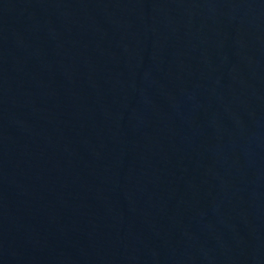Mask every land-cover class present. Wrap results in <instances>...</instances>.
Masks as SVG:
<instances>
[{
	"label": "water",
	"instance_id": "obj_1",
	"mask_svg": "<svg viewBox=\"0 0 264 264\" xmlns=\"http://www.w3.org/2000/svg\"><path fill=\"white\" fill-rule=\"evenodd\" d=\"M0 264H264V0H0Z\"/></svg>",
	"mask_w": 264,
	"mask_h": 264
}]
</instances>
